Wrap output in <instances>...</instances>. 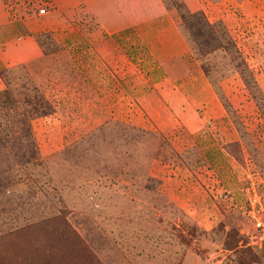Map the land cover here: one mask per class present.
<instances>
[{"label": "rangeland", "instance_id": "rangeland-1", "mask_svg": "<svg viewBox=\"0 0 264 264\" xmlns=\"http://www.w3.org/2000/svg\"><path fill=\"white\" fill-rule=\"evenodd\" d=\"M114 5L0 0V264H264V0Z\"/></svg>", "mask_w": 264, "mask_h": 264}, {"label": "crops", "instance_id": "crops-1", "mask_svg": "<svg viewBox=\"0 0 264 264\" xmlns=\"http://www.w3.org/2000/svg\"><path fill=\"white\" fill-rule=\"evenodd\" d=\"M69 1H79V2L87 3L88 4V11H91L92 13L97 15V17L100 16V15L103 16V14H105V13H107L108 15H112V16L121 14L119 12L118 8L116 9V6L114 5L115 3H118L119 0H65V2H69ZM131 1H134V0H126V2H131ZM90 3H96L99 6H98V8L96 10H93L92 7L89 6ZM103 5H105V6L107 5L108 6L107 11L103 9V7H104ZM162 6L163 5L161 4V7ZM130 18H131V14L128 11L124 15V19L126 20V23H125V26H123V27H130L132 25V23L130 21ZM25 55L27 56L28 59L36 58V57H38L40 55V49L38 47L37 48L34 47V51L31 50L29 52H25ZM10 64L11 63H6L5 66H8ZM189 92L191 93V96H189V98H192V97L195 96L196 90H195V88H193L192 91H189ZM193 127H195V126H192V128ZM120 264H139V263L133 262V263H120Z\"/></svg>", "mask_w": 264, "mask_h": 264}, {"label": "built area", "instance_id": "built-area-1", "mask_svg": "<svg viewBox=\"0 0 264 264\" xmlns=\"http://www.w3.org/2000/svg\"><path fill=\"white\" fill-rule=\"evenodd\" d=\"M42 11H45V9H42ZM248 201L249 204L247 205V209L249 217L257 225L258 229L264 233V220L262 216L259 215V213L262 211L259 206V202H257L256 198H249Z\"/></svg>", "mask_w": 264, "mask_h": 264}]
</instances>
